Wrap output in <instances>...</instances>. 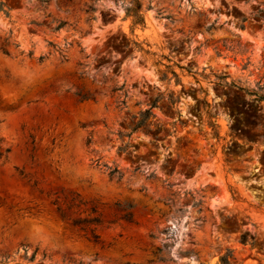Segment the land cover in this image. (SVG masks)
Wrapping results in <instances>:
<instances>
[{"label":"rangeland","instance_id":"obj_1","mask_svg":"<svg viewBox=\"0 0 264 264\" xmlns=\"http://www.w3.org/2000/svg\"><path fill=\"white\" fill-rule=\"evenodd\" d=\"M132 1L0 0V262L264 264V0Z\"/></svg>","mask_w":264,"mask_h":264},{"label":"trees","instance_id":"obj_2","mask_svg":"<svg viewBox=\"0 0 264 264\" xmlns=\"http://www.w3.org/2000/svg\"><path fill=\"white\" fill-rule=\"evenodd\" d=\"M260 5H262V4L260 3ZM3 7L4 6L2 4H0V11L3 10ZM141 12H142L141 11V4L139 3L138 0H133L132 3L130 4V7L125 9V12H124L125 17L131 19V28H134L136 26H140V27L144 26V19H143V15ZM258 13L260 14V18L264 19V9L258 10ZM5 14L7 15L8 13L5 12ZM61 26H63V24H60L57 27V29H59ZM7 47H8L7 43L0 46V51L5 56H9V51H8ZM28 56L30 57V54ZM37 61L39 63H41L43 61V58L40 57V58H38ZM73 95L77 99V102H79V103L83 102V101H87L89 99H92V96L88 93L81 94V92H76ZM145 114H147V117H146L147 120L150 118V116L152 117V115L148 111H146ZM22 129H23V127H22ZM27 138L30 141V145H31V150H30L27 157H28L29 161L32 162V160H33V156H32L33 147L32 146L34 144V138L31 135H28ZM6 152H8V151H6ZM115 173H116L115 171H112L109 173V176H113ZM17 174L22 179H25V176L23 175L22 171H17ZM32 187H36V182L32 183ZM39 194H42V192L39 191ZM53 195L55 196V198L50 201V205L54 208V211L58 215L59 219L61 221L68 222V225L74 230L82 232L85 235L88 233L92 242L97 243L99 241V236L94 233L93 227L101 225V219L98 216H95V217L89 216L90 214H94L96 212L95 209L92 208L90 210V214H88L84 218H82V217L73 218V217H71V215L73 214V211L78 208V206L81 204V202H78V204H77L75 201V198L71 197L68 201H62L61 204H59V202H58L59 198L56 197L57 193H54ZM45 196H46V198H49V194H46ZM116 207L118 208V211L121 214L118 218H114V220L109 221L108 224H114L117 221H123V222L128 223V224L132 223V213H131L132 206L126 205L125 207H122V208H120L119 206H116ZM114 217H116V215H114ZM33 257H34V253L31 256V259H33ZM0 264H2V263L0 262Z\"/></svg>","mask_w":264,"mask_h":264}]
</instances>
